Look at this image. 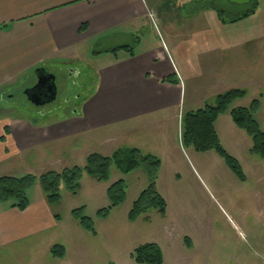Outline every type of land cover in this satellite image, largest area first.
<instances>
[{"label": "rangeland", "instance_id": "obj_1", "mask_svg": "<svg viewBox=\"0 0 264 264\" xmlns=\"http://www.w3.org/2000/svg\"><path fill=\"white\" fill-rule=\"evenodd\" d=\"M144 1L159 8L161 14L146 11L145 24L138 32L142 44L161 47L165 43L171 49L179 46L177 57L179 53L192 56L186 77L188 99H192L194 85L212 88L210 80L215 76L208 75L216 70L219 88L227 85L246 90L245 97L235 101L232 107H249L252 100L259 101L254 118L264 131V0H258L256 11L236 24L223 23L210 12L198 14L188 10L191 0L188 3L187 0ZM206 1L223 9V18L227 21L251 6L228 0ZM150 12L159 20L155 24L149 17ZM129 34L123 28L113 29L80 47L77 58L55 56L39 63V68L56 77V99L40 107L27 99L25 91L36 80L38 67L34 68L25 83L2 91L0 119L25 118L41 123L68 112L71 115L95 91L99 69L107 63L104 55L109 56V50L124 45L139 50L142 44L137 46V37ZM241 38L249 41L242 46L235 45ZM225 42L230 45H222ZM118 51L119 56L125 55L124 50ZM222 63L227 67H217ZM68 71L73 76H68ZM207 103L212 104L213 100ZM177 113L175 119L171 118L161 127L156 125L158 116L139 118L124 125L128 126L126 133L117 127H108L84 137L50 143L39 152L30 150L19 162L13 159L12 172L0 175L33 173L38 176L50 169L80 164L91 152L109 154L116 148L137 147L162 161L156 185L166 199L167 213L163 216L152 209L129 221L127 214L148 185V178L143 169L122 173L112 166L108 181L98 182L83 175L76 194L61 185L60 202L49 204L47 211L54 217L39 234L0 248V264H139L134 261L132 251L144 243H156L160 247L162 264H264V157L251 154L243 141L237 146L230 133L224 135L220 131L225 150L239 161L245 174V180H240L215 151L196 153L182 146L181 120ZM108 137L112 142L100 146ZM119 179L127 184L125 200L111 209L106 218H101L98 210L109 206L106 189ZM30 190L31 198L42 194L38 184ZM80 207L92 219L96 234L83 229L72 216L71 211ZM50 244L63 245L64 255L53 257L47 249Z\"/></svg>", "mask_w": 264, "mask_h": 264}, {"label": "crops", "instance_id": "obj_2", "mask_svg": "<svg viewBox=\"0 0 264 264\" xmlns=\"http://www.w3.org/2000/svg\"><path fill=\"white\" fill-rule=\"evenodd\" d=\"M148 9L144 0H0V94L25 83L41 62L55 56L69 60L77 58L80 47L110 30H127L129 35L137 37V46H140L142 41L138 32L145 24ZM202 12H210L218 18L209 8L197 13ZM240 21L242 19L227 23ZM246 41L249 40L241 38L234 44L242 46ZM178 47L171 49L165 43L161 47L142 44L139 50L133 49L132 55L124 50L122 57L118 55L119 51L109 50V56L104 55L107 63L99 69L95 91L78 109L72 110L71 115L68 112L63 117L41 123H32L25 118L0 119V174L12 172L13 159L19 162L30 150L39 152L46 145L65 138L84 137L108 127H117L126 133L128 126L124 125L151 116H158L156 125L164 126L171 118H176L177 110L179 120L185 111L203 107L208 100H214L217 94L231 88L227 85L218 87L220 82L215 70L208 75L215 76L210 80L214 89L194 85L189 100L186 77L190 73L192 65L188 61L192 56L179 53L177 57ZM240 50L244 51L241 47ZM217 67L227 66L222 63ZM171 76L176 77V82L167 81ZM232 123L229 113L220 115L215 121L214 128L221 144L226 149L220 131L224 135L228 132L237 146L243 141L249 151L250 137ZM106 131L110 133V130ZM110 141L108 137L100 142V146ZM0 205V248L39 234L54 217L47 213L49 203L43 192L35 198L29 196V206L24 211L12 208L8 203L0 202ZM50 246L52 244L47 247L48 251Z\"/></svg>", "mask_w": 264, "mask_h": 264}, {"label": "trees", "instance_id": "obj_3", "mask_svg": "<svg viewBox=\"0 0 264 264\" xmlns=\"http://www.w3.org/2000/svg\"><path fill=\"white\" fill-rule=\"evenodd\" d=\"M201 1H204L201 3ZM250 8L243 14L233 17L229 21L223 18V9H218L206 0H191L188 10L199 11L211 8L216 12L218 19L223 22H234L246 18L254 13L258 0H250ZM149 9H154L159 15L160 9L154 5H148ZM195 6H197L195 8ZM154 7V8H153ZM193 7V8H192ZM198 9V10H197ZM84 29V24L80 28ZM125 50L129 55L133 53L132 45H124L111 49L116 52ZM98 53V52H97ZM169 82H176V77L167 78ZM246 90L243 88H229L220 92L214 97L212 104H205L195 110L185 111L181 116L180 142L185 148H192L195 152L204 153L215 151L224 161L227 168L240 180H245V174L239 161L229 154L221 144L214 128L217 118L229 113L236 127L243 130L251 139L249 152L259 157H264V131L260 129L254 118V112L259 106L257 99L252 100L249 107L231 105L244 98ZM115 166L122 173H130L138 169H143L148 178V185L143 189L133 201L127 214L129 221H135L148 211L155 209L161 215L167 211L166 200L159 193L156 181L161 167V160L150 153L143 152L137 147L116 148L109 154L91 152L86 155L84 162L80 165L64 167L60 170L50 169L40 173L38 176L33 173H25L21 176L1 175L0 176V202L8 203L12 208L24 211L29 206L28 191L38 184L45 195L46 201L54 205L61 200V185L71 194H76L80 189V181L83 175H87L94 180L108 181L111 175V167ZM127 184L123 179L111 183L106 189L109 206L98 210V216L106 218L111 209L119 206L126 197ZM85 208L80 207L71 211L72 216L78 224L86 231L96 234L92 219L84 214ZM190 244V240L185 238ZM53 257L64 255V246L53 244L49 248ZM132 257L139 264H162L163 255L160 247L156 243H144L135 247Z\"/></svg>", "mask_w": 264, "mask_h": 264}, {"label": "water", "instance_id": "obj_4", "mask_svg": "<svg viewBox=\"0 0 264 264\" xmlns=\"http://www.w3.org/2000/svg\"><path fill=\"white\" fill-rule=\"evenodd\" d=\"M232 3L245 4L250 0H229ZM71 70V68H70ZM37 82L25 91L27 99L35 106H43L51 103L57 94L55 76L46 71L43 67H38L35 71Z\"/></svg>", "mask_w": 264, "mask_h": 264}, {"label": "flooded vegetation", "instance_id": "obj_5", "mask_svg": "<svg viewBox=\"0 0 264 264\" xmlns=\"http://www.w3.org/2000/svg\"><path fill=\"white\" fill-rule=\"evenodd\" d=\"M67 74H68V76H71L72 72H71V71H68ZM72 76H73V75H72ZM36 82H37V80H36ZM36 82H35V83H36ZM55 83H56V77H55ZM56 90H57V84H56ZM56 95H57V94H56ZM55 99H56V98H55ZM55 99H54V100H55ZM54 100H53V101H54ZM53 101H52V102H53Z\"/></svg>", "mask_w": 264, "mask_h": 264}, {"label": "built area", "instance_id": "obj_6", "mask_svg": "<svg viewBox=\"0 0 264 264\" xmlns=\"http://www.w3.org/2000/svg\"><path fill=\"white\" fill-rule=\"evenodd\" d=\"M149 16L153 21H155V14L150 13Z\"/></svg>", "mask_w": 264, "mask_h": 264}]
</instances>
